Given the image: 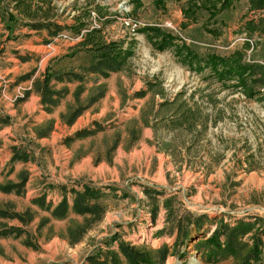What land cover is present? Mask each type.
I'll return each mask as SVG.
<instances>
[{"label": "rangeland", "instance_id": "rangeland-1", "mask_svg": "<svg viewBox=\"0 0 264 264\" xmlns=\"http://www.w3.org/2000/svg\"><path fill=\"white\" fill-rule=\"evenodd\" d=\"M60 1L0 0V18L2 23L4 22L6 25L13 24L16 28H31L29 25L52 20L60 22V24H78L79 27L72 30H69V28L62 30L77 36L82 28L88 24H93L91 15L92 12H95L101 28L86 34L84 40L79 43L71 44H80L91 34L98 32L99 40L102 42H121L122 50H131L132 54L121 70L115 72L120 73L116 89L119 93L121 108L113 113L111 103L114 102L115 98L113 95H108V83L96 85L101 76L96 74L99 77L86 79L88 75H91L87 74L85 77V91L80 95V101L76 100L74 94L76 104L60 116L59 127H56V120L54 119L38 122L41 120L39 112L19 121L21 125L18 126L17 131L11 132L13 136L7 142L8 148L12 151L13 146H20L27 148L32 153L39 152L41 148L35 137L36 139H43L37 137L36 129L46 127L49 121L54 123L53 131L44 141L46 146L41 148L39 152L41 154L36 158L32 157L33 154H31L28 161H31L33 165L41 166L40 174L30 177L28 170L16 173L12 166L16 162L12 163L11 160L6 166H0V185L8 182L18 183L22 173H29L26 194L23 196L4 195L0 191V207L12 204L14 210L18 213L25 214L29 211L32 213L34 220L25 228L30 233V240L37 244L39 249L33 250L27 247L24 243L27 239L25 236L22 238H5L14 239V243L10 241L3 243L5 248L11 250L10 254L12 256L7 255L5 250H2L3 246L0 243V257L7 264H10V262H16L17 264H48V262H52V264H86V258L89 255L96 254L99 249L103 251L116 250L117 243L109 245L111 237L115 235L136 247L146 250L157 249L165 244L172 246L176 240V222L187 212L195 215H206L212 222L223 219L225 222L235 223L239 219L256 216L264 220V85L245 89L239 78L227 76V74H223V68L216 69L211 65V62L208 61L210 56L218 55L210 54L207 59L200 58L198 54L201 53L203 47L198 45L197 42H208L209 40L216 43V45H220L219 41L231 44L236 41V47L239 49L237 51L244 55V62L264 66V34L255 33L250 35L245 29V23L248 20L264 16V10H251L249 0L234 1L230 7L222 11L218 10L221 8V0L217 2V7H212L210 3L203 4L199 2L197 4L199 9L196 19L193 21L192 16H185L184 14V10L188 7L186 0H163L165 3L164 8L158 7L153 0H142L141 7L137 9L133 0H63V2H70L69 9L76 12V17L69 21L68 16L60 13ZM17 2L18 4H16ZM214 9L218 12H215L217 14L215 18H211L210 13ZM11 15L15 17V21L9 23ZM180 24H182L181 27ZM192 24H205V26L208 24V28L204 26L206 34L202 32L200 27ZM147 26L160 28L164 33L174 37L175 40L172 45L165 50H159L155 45L157 38L154 37L153 33L141 31ZM8 30L11 31V27H8ZM208 30H213L218 34L210 33ZM28 31L30 29H27L26 32ZM224 34L226 35L224 36ZM33 36L38 37L40 39L39 43H42L43 46L51 38L49 31L46 29L31 34L12 35V32H10L9 37L7 36L6 39L0 38V59H2V62L6 59V55L3 53L8 51L13 58L21 60L22 57H25L20 51L11 49V45L8 47L7 41H10L11 38L14 41L18 39L31 40ZM221 36H224L223 39L220 38ZM150 37H152V40ZM182 46H187L192 53L188 55L183 52V54L178 55L177 48ZM35 51L38 53L36 60L38 64L34 69L36 73L29 80L30 83L20 82L25 83L24 85L27 87L31 86L23 99L26 98L29 92H36L34 81L45 79L48 70L52 76V82L55 81L54 78L57 74L64 73L53 72V67H49L47 64L59 57L58 51L54 52L43 47L35 49ZM46 56L50 57L43 62L42 68H40V64ZM83 68L77 72H83ZM204 69H211L212 74L208 76L203 75V72L201 74L200 71ZM36 74L37 77H35ZM22 76L20 75L19 78ZM136 83L148 87V90L133 91L134 87L137 86ZM18 84L19 82L15 83L14 88ZM51 85L54 88L52 83ZM101 93H103V97L96 103L91 104V97ZM9 94L8 97L13 98L16 95L15 89L13 94ZM9 100L15 106L23 103L20 102L21 100L15 103L11 99ZM133 101L141 105L139 116L143 120L146 118L147 121H150V116H152V121L159 119L158 122H154V126L158 127L154 128L156 137H159L158 146H161L162 142H166V137L171 136L174 129L179 128H175V124L183 123V125H186V129L179 133V142L184 149L191 153L194 152L195 155L190 154L182 160L192 162L193 158L195 160L199 158L202 165L206 163L204 168L210 170H212L214 164L218 166L220 162L224 161L222 169L225 170L227 178L231 176V182L228 181V184L231 185L230 194L233 197V202L229 206L226 203L230 213H223L216 209H214V212L210 210L204 212L201 210L204 208H198L190 204L192 191L195 190L192 185L188 187L186 195L190 203L179 197L178 194H182L183 167L178 162L174 169L166 174L168 184L164 183L166 184L165 188L160 187L162 181L155 178L157 173L155 166L150 169L147 177H145L147 174L145 168L130 170L127 166L117 167L121 182L115 185L120 188L109 185L111 182L103 179H99L96 183L90 180L88 175L73 178V174L70 172L73 168V162L70 165L66 163L67 150L70 149V145L66 143L65 137L71 133V127L76 122L71 126L68 125L63 115L72 112L78 106H84L86 110L82 115L88 114L89 111L91 114L97 113L101 118L100 122L105 123L112 119L113 114L115 117L119 115L123 120L125 109ZM168 103V107H163L162 113L158 115L157 112V116L154 117L156 107L158 109L160 105ZM170 105L174 106L170 107ZM106 106L110 107L108 112L104 113L102 111L107 110ZM92 107L94 109L91 111ZM139 108L137 107L136 110ZM179 112H181L180 116H178ZM37 123L39 125H35ZM146 124L148 125L147 122ZM91 126L94 127L92 130L96 126L105 129L98 121H94ZM127 126L124 128L123 124L118 134L114 135L112 139L113 148L105 156L108 165L112 169L115 167L113 159L117 146L119 143L128 141L124 139V134H129L130 131L131 143L132 140L136 141L139 138L137 135L140 129L139 122L134 120ZM129 126L131 127L129 128ZM96 134L97 132L94 135ZM50 145L51 149L48 150ZM126 149L128 150L129 146ZM55 154L57 157L54 156ZM102 159L101 156L96 157L93 162L94 166L97 167ZM209 165L212 166L208 167ZM112 176L111 172L107 177L112 178ZM251 176L254 177V180H249L248 185L252 190L248 191L246 197V193L240 191V185ZM77 181L91 183V185L104 188L105 191L108 189L114 191L116 187L117 190L122 191V195L105 197L103 202L108 210L105 218L95 224L81 242L72 245L70 244L69 230L71 227L83 223V217H77L72 213L67 219H53L47 210L32 204V199L29 202L28 198L33 197L34 199L45 195L48 202L57 204L62 199L58 187L60 185L76 187ZM105 182L108 184L98 186L100 183ZM145 189L150 191L149 195L145 194ZM140 192H142V196ZM170 194L172 195L164 198ZM218 204L223 203L218 202ZM163 210L166 211L165 227L159 232L154 231V233H151ZM46 219L50 220L42 227L41 224ZM4 224L7 226H22V224L18 225L7 219H0V227ZM263 226L264 223L260 228H263ZM215 229V223L208 225L204 240L210 237ZM171 231L173 232L171 233ZM202 239L195 238L187 245L181 246L180 251L184 253L185 257L170 256L166 264H210L204 260L201 253L195 250V246ZM17 243L33 250L34 257L30 254L18 252ZM216 264L238 263L233 259H229Z\"/></svg>", "mask_w": 264, "mask_h": 264}, {"label": "trees", "instance_id": "trees-1", "mask_svg": "<svg viewBox=\"0 0 264 264\" xmlns=\"http://www.w3.org/2000/svg\"><path fill=\"white\" fill-rule=\"evenodd\" d=\"M160 8H164L163 0H153ZM220 0H186L188 7L184 10L185 16H192L193 21L196 19L198 12V3H210L212 7H217V2ZM221 8L219 11L230 7L234 1L241 0H221ZM135 8L142 5V0H133ZM250 8L254 11L264 10V0H249ZM18 4V2L16 3ZM217 10L211 11V18L216 17ZM218 12V11H217ZM15 21V17H9V23ZM245 29L250 34L255 33L264 34V16L257 19L248 20L245 23ZM35 30H48L49 36L52 38L57 35L59 31L67 28L58 25L56 22L48 21L44 23L29 25ZM142 32L153 33L155 45L159 50H165L172 45L175 40L170 34L164 33L160 28L147 26L141 29ZM210 33L218 34L213 30H208ZM98 32L91 34L84 42L79 45L82 49L92 53L95 61L89 66L84 67L83 72L69 71L59 73L55 76V81L58 82H80L75 92V98L79 102L80 95L85 91V77L87 74H98L103 78H109L112 73L121 70L127 59L131 56V50H122L121 42L105 43L99 40ZM152 40V37H150ZM160 39V40H159ZM90 45V46H89ZM183 52L191 54L192 52L187 46L177 48V54L181 55ZM23 61L27 58L22 57ZM214 68H223V74L230 77H237L245 89L255 88L258 85H264V66L260 64H250L244 62V55L236 51L228 58L219 56H210L208 59ZM226 70V71H225ZM49 71V70H48ZM45 74V79L35 80L34 89L41 96V104L46 113H53L54 109L60 104V101L68 94L67 89L56 90L52 87V76L49 72ZM35 70L23 75L18 82H25L32 79L35 75ZM17 82V83H18ZM30 92L25 99L30 96ZM103 97V93L91 97L90 103H96ZM86 110L84 106H78L70 113L63 115L68 125H73L76 120ZM13 124L12 117L4 115L0 111V129ZM53 121H49L46 127H38L36 135L38 138H46L53 131ZM101 126H96L94 130L85 129L78 131L72 137L66 138V143L81 139L87 136L94 135L101 131ZM30 152L27 148L20 146L12 147L11 162H28ZM29 181V173L21 174L20 182L0 185V191L4 194H15L23 196L26 194V185ZM77 186L60 185L58 188L61 192L62 199L57 204L47 201V196L43 195L32 199V204L47 210L50 216L56 220L67 219L70 214H75L77 217H83V223L76 227H71L69 230L70 244L75 245L83 240V237L93 228V226L101 222L107 214V206L103 200L107 196L104 188L91 185L84 181H77ZM145 194L149 195L150 191L145 189ZM156 214V213H155ZM156 215L154 216L155 219ZM0 219L17 220L22 224L19 226H7L6 224L0 227V238H22L27 237L25 245L33 250H38L39 246L30 240V233L26 230L29 224L32 223L34 217L32 213L25 214L18 213L14 210L12 204H7L5 207H0ZM50 219L42 222L41 226H45ZM216 220V219H215ZM215 223L216 229L213 234L204 240L206 234V227ZM264 220L261 217H247L237 220L235 223L225 222L223 219H217L215 222L206 215H195L187 212L186 215L180 217L176 222V240L172 246L167 244L152 250H146L136 247L128 243L118 235L111 237L109 245L117 243L116 250L103 251L98 250L96 254L89 255L86 258V264H166L168 257L178 256L185 257L184 253L180 251L181 246L187 245L188 242L198 238L200 240L195 246V250L204 257V260L210 264H216L221 261L233 259L238 264H264ZM259 227V228H258ZM173 231H171L172 233Z\"/></svg>", "mask_w": 264, "mask_h": 264}, {"label": "crops", "instance_id": "crops-1", "mask_svg": "<svg viewBox=\"0 0 264 264\" xmlns=\"http://www.w3.org/2000/svg\"><path fill=\"white\" fill-rule=\"evenodd\" d=\"M53 21V20H52ZM70 21V20H69ZM56 22V21H53ZM58 25L62 27L69 28V30H72L77 26L78 24H60V22H56ZM194 26L200 27L202 32L204 31L205 24H192ZM178 26V24H176ZM182 24H180V27ZM8 27H11V31L8 30ZM205 28H208V24H206ZM27 29H30V31L26 32ZM244 29V28H243ZM45 30V29H44ZM41 30H35L30 27H14L13 24H5L2 23V19L0 18V38L6 39L7 36L9 37L10 32H12V35H19L20 33H38ZM5 34V35H4ZM206 34V33H205ZM226 34H224L225 36ZM223 36V37H224ZM13 37V36H12ZM221 36L220 38L223 39ZM220 39V40H221ZM40 39L38 37L33 36L31 40H22L18 39L16 41L11 38L10 41H7L8 47L11 45V49L20 51L22 55H24V58H27L25 61L22 59H16L11 56V53L6 52L3 53L6 55V59H4V62H2V59H0V73L3 74L8 82H9V95L13 94L14 92V84L18 82L20 75H25L30 72H32L37 67V58L38 53L35 51V49L38 48H45V46L42 45V43H39ZM198 45H201L202 51L198 54L200 58L207 59L208 55L210 54H216L220 57H230L235 51L239 50L236 47L237 42L234 41L231 43H221L219 41L220 45H216V43H212L208 40V42H201L197 41ZM219 48V50H218ZM214 49V50H212ZM59 52V57L52 60L51 62L47 63L49 67H53V72H68V71H80L82 67H86L94 63L95 59L93 58L92 54L88 51H85L82 49V47L79 44H70L67 43L60 44L56 47L55 52ZM52 55V54H51ZM50 55V56H51ZM8 56V58H7ZM46 56L43 61L40 64V68H42L43 62L48 60V57ZM166 58L169 59L167 55H165ZM50 61V60H49ZM204 66V64H203ZM182 71V70H180ZM203 75L206 74L207 76L212 74L211 69H204L200 71V73ZM37 77V74L36 76ZM92 77H99L96 74L88 75L86 79L92 78ZM120 77V73H112L110 78L103 79L101 77L98 81V84H104L108 83V95L114 96V102L111 103L113 105L112 112H117V109L121 108L120 105V97L118 90L116 89V83L118 78ZM29 81H26L28 83ZM86 83V82H85ZM84 83V85H85ZM52 84L54 85V88L57 90L61 89H67L68 94L61 100V103L58 107L55 108L53 113L47 114L44 110H42L41 105V97L38 93L33 91L31 95L27 98V100L18 106H15L11 101L9 100V97H4L2 94V83L0 81V109L1 113L4 115H9L12 117L13 124L10 126H6L0 129V166H6L12 157V151L10 148H8L7 142L10 140V137L13 136L11 132L17 131L18 126L21 125L19 121L22 118L25 117H31L32 114L39 112L41 119L38 122H43L46 119H54L56 120V127H59V120L60 116L68 111L69 108H72L75 106V98L74 94L77 90L78 86L81 84L80 82L74 81V82H57L53 81ZM137 85V83H136ZM86 86V85H85ZM141 90H148V87H144L143 85H138L134 87L133 91L138 92ZM116 100V104H115ZM137 101V100H136ZM133 101L128 104L127 109H125V114L122 118L118 115L117 117L112 115V119L104 122H100L101 118L99 114L93 113L89 111L88 114L85 113L82 115L76 123L71 127L72 131L67 137H72L77 131H81L84 129H93L94 127L91 126V124L94 121H98L100 124L105 127V129H102L101 131L97 132L96 135H92L90 137H85L82 139H78L72 142H69L68 145H70V149L67 150V158L66 163L70 165L73 162V168L71 169V173L73 174V178H79L88 175V178L94 182L98 181L99 179H103L105 181H110L111 183L109 185L118 187V184L120 183V174L117 170V167L120 168L122 166H127L130 170L134 168H145V171L147 172L146 176H148V173L150 172V169L155 166L156 168V177L159 181H162L160 184V187L165 188L166 184H168L167 179V173L172 171L174 167L176 166L177 162L179 165H182V194H178L179 197H182L183 200H187V192L188 187L193 186L195 188L194 191H192V201L191 203L188 201V203L193 204L194 206L198 208H204L201 209L204 212H207L210 210L211 212H214L216 209L217 211H221L223 213H230L228 210V206L233 202V197L230 194V184H228V181L231 182V176L227 178V174L224 169H222L223 162H220L218 166L214 164L212 170L205 169L204 166H206V163L202 165V162L199 158L195 160L193 158L192 162H188L185 160H182V158L188 157L190 154L193 156L195 153H191L187 151V149H184L179 142V133L183 132L184 129H186V125L181 124H175V128L171 133V136L166 137L165 141L162 142L161 146H158L159 137H156L154 131V128H158L154 126V122H158L159 119H155V121H152V116H150V121H147L146 118L143 120L139 114L141 111L140 107L141 105L138 104V102ZM163 103V102H162ZM168 104L160 105L157 109L156 107V115L157 112L158 115L162 113L163 107H168ZM177 103L175 104V106ZM96 106V105H95ZM94 106V107H95ZM174 106V105H170ZM92 107L91 111L94 109ZM110 106H106V109H104V113H107ZM137 107L139 108L138 110ZM181 115V112L178 113V116ZM153 117V118H154ZM194 119V118H192ZM122 120V121H121ZM134 120H137L140 124V129L137 132V135L139 138L136 141L132 140V143L130 141L131 133L129 131V134H124V139L128 141H124L122 143H119L117 146V149L115 151L114 155V164L115 167L112 169L108 165V161L105 158V156L108 154V151L113 148V137L114 135L122 128V125L124 124V128H126L127 125H130V123ZM176 120V119H175ZM182 120V118H180ZM183 121V120H182ZM195 121V120H193ZM125 122V123H124ZM148 123V125L146 124ZM123 123V124H122ZM39 125V123L35 124ZM128 127V126H127ZM131 126H129L130 128ZM70 128V127H69ZM105 130V131H104ZM126 136V137H125ZM35 140L38 144L41 145V148L45 147V140L43 139H36ZM129 146V149L126 148ZM51 145L49 146L48 150H50ZM41 148L39 152L41 151ZM39 152H33L32 157H38L40 154ZM57 157V155H54ZM101 156L103 157L102 161L98 164L97 167L94 166L93 162L96 159V157ZM200 157V156H199ZM14 167V171L16 173L21 172L22 170H28L30 172V177H34L38 174H40L42 168L38 165H33L32 162H16L12 165ZM212 166V165H211ZM210 165L208 167H211ZM117 170V171H116ZM113 174L112 178H108L107 176L109 174ZM144 177V178H145ZM147 179V178H145ZM144 181V179H142ZM254 180V177L251 176L246 180L241 186V192L244 191L246 193V197L248 195V191L252 190L249 188L248 181ZM29 183V181H28ZM27 183V184H28ZM97 183V182H96ZM166 183V184H164ZM108 184L100 183L98 186H103ZM254 184V183H253ZM116 187L114 188V191H111L108 189L107 196H116V195H122L121 190H117ZM244 187V189H243ZM253 187V186H252ZM120 188V187H118ZM126 193V192H124ZM3 194V193H2ZM142 196V192H140ZM6 195V194H4ZM12 195V194H7ZM166 195L164 198H168ZM229 197H228V196ZM106 196V197H107ZM140 196V197H141ZM228 197V202H227ZM33 197L28 198V201L30 202ZM225 202H224V201ZM218 202H221L223 204H218ZM228 203V206L226 205ZM217 204V205H216ZM207 205V206H205ZM232 213V212H231ZM165 214L166 211H162L160 215V219L157 220L156 226L153 227L152 232L154 231H160L165 227ZM145 219V218H144ZM5 220V219H3ZM147 220V219H145ZM9 221V220H8ZM12 222H15L16 224L20 225V222L17 220H10ZM5 241H10L14 243V239H5L0 238V243L3 246V243ZM6 243V242H5ZM16 248L18 252L21 254H30L34 257V251L29 250L28 248L24 247L20 243L16 244ZM2 250H5V253L7 255L12 256L11 250L5 248L3 246ZM0 264H7L5 260L0 257ZM10 264H17L16 262ZM48 264H52V262H48Z\"/></svg>", "mask_w": 264, "mask_h": 264}, {"label": "built area", "instance_id": "built-area-1", "mask_svg": "<svg viewBox=\"0 0 264 264\" xmlns=\"http://www.w3.org/2000/svg\"><path fill=\"white\" fill-rule=\"evenodd\" d=\"M69 6H70V2H63V0H61L59 3L60 13L61 14L64 13L66 16H68L69 20L70 19L73 20L76 17V12L72 11V9H69ZM91 18L93 24H88L87 26L82 28V30L77 36L71 35L65 31L59 32L56 36L50 38V41L45 45V48L46 49L49 48L51 49V51L55 52L56 47L61 43H68V44L79 43L80 41L84 40L83 38L86 36V34L91 33L93 30L97 28H101V25H99L98 23V17L95 12H92ZM0 81L2 83V94L3 96L8 97L9 82L7 78L1 73H0ZM24 84L25 83H19L18 85H16V87L14 88L16 95L13 98L9 97V99H11L12 102L15 103L16 101L22 100L25 97L26 92L29 89H31V86L27 87Z\"/></svg>", "mask_w": 264, "mask_h": 264}, {"label": "water", "instance_id": "water-1", "mask_svg": "<svg viewBox=\"0 0 264 264\" xmlns=\"http://www.w3.org/2000/svg\"><path fill=\"white\" fill-rule=\"evenodd\" d=\"M195 260V259H194Z\"/></svg>", "mask_w": 264, "mask_h": 264}]
</instances>
